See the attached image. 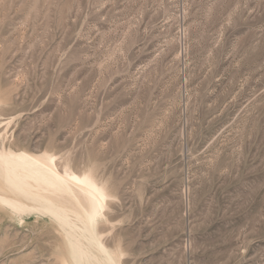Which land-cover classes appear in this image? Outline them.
<instances>
[{
  "label": "rangeland",
  "instance_id": "374dc122",
  "mask_svg": "<svg viewBox=\"0 0 264 264\" xmlns=\"http://www.w3.org/2000/svg\"><path fill=\"white\" fill-rule=\"evenodd\" d=\"M0 264H264V0H0Z\"/></svg>",
  "mask_w": 264,
  "mask_h": 264
}]
</instances>
